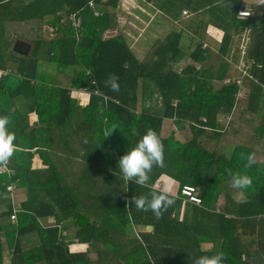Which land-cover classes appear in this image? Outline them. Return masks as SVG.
<instances>
[{
	"label": "trees",
	"instance_id": "obj_1",
	"mask_svg": "<svg viewBox=\"0 0 264 264\" xmlns=\"http://www.w3.org/2000/svg\"><path fill=\"white\" fill-rule=\"evenodd\" d=\"M145 1L166 22L178 20L176 0ZM185 1L183 27L175 24L139 54L140 41L130 45L131 35L122 32L119 0H0V69L15 75L0 76V116L11 118L16 137L10 172L0 174V233L11 248L6 264H193L217 252L224 264H264V159L244 167L264 145V5L255 0L252 13L239 17L237 8L248 0ZM70 15L81 19L79 26ZM46 17L43 31L55 36L33 38L25 56L12 51L8 24ZM106 30L115 32L102 37ZM201 30L218 38L216 58L205 65L211 54ZM40 63L53 64L58 77L66 72L55 87L38 74ZM240 63L248 67L236 81L231 74ZM109 74L119 77V92L105 87ZM70 87L85 91V102L70 97ZM165 118L176 132L162 133ZM218 118L228 120L225 128ZM233 121L247 130L236 124L233 135L244 130L245 137L230 142L225 134ZM148 129L164 145V167L153 168L147 187L127 184L119 158ZM229 171L249 175L252 185L232 188ZM159 177L174 181L175 203L156 219L129 201L160 189ZM8 184L22 189V199L7 193ZM183 184L196 188L200 204L179 195ZM47 216L54 224L41 226L38 219ZM31 233L38 242L23 249L20 238ZM70 237L85 249L69 251Z\"/></svg>",
	"mask_w": 264,
	"mask_h": 264
},
{
	"label": "clouds",
	"instance_id": "obj_2",
	"mask_svg": "<svg viewBox=\"0 0 264 264\" xmlns=\"http://www.w3.org/2000/svg\"><path fill=\"white\" fill-rule=\"evenodd\" d=\"M260 5H264V0H259ZM240 15L247 17L250 12L244 10ZM104 84L113 92L120 91L119 77L116 74H109ZM99 108L101 111L103 110V106H99ZM10 123L11 118L9 116H0V165H6L16 150L14 145L16 137L14 133L9 131ZM132 132L133 135L137 134L135 128ZM241 158L245 159L244 154H241ZM255 163L254 154H248L244 167L246 169L251 168ZM154 167H164V145L156 131L148 129L136 146L119 158L118 169L127 184L131 181L141 187H147ZM229 175L231 176V187L234 189L243 190L252 185V179L247 174L229 171ZM174 203L173 190L167 183L158 190L152 189L147 195L133 196L129 201V204L134 205L138 211H151L156 219H161L164 212ZM225 259L223 252H217L211 256H198L193 260V264H224Z\"/></svg>",
	"mask_w": 264,
	"mask_h": 264
},
{
	"label": "crops",
	"instance_id": "obj_3",
	"mask_svg": "<svg viewBox=\"0 0 264 264\" xmlns=\"http://www.w3.org/2000/svg\"><path fill=\"white\" fill-rule=\"evenodd\" d=\"M135 2H137V4H138L139 7L138 8H135L134 10H132L133 11V14H135L138 17H140V16L143 17L144 18L143 21L146 19L150 23V26L149 27L152 28L151 29V34L148 37L142 38L141 40H139L140 42L138 41L140 43L139 44V50H141V52H143V51H145L147 49V47L150 44H152L153 42H155L157 39L161 38V36L163 35V34L162 35L157 34V30H156L157 28L158 29L163 28L164 29V32L163 33H165V31H168V29H165L166 28L165 26H162V25H166L167 22L162 17H160V18L158 17L157 18V16H155V14H154L153 18H151V16H150V13H151L150 12V9H152L154 7V5L151 2H146L145 0H134V1L133 0H127V1L126 0H119L118 4H119L120 10H121L120 13L125 12L124 11V8H126L127 10L128 9L131 10L132 8H134V5H136ZM141 6H142V10H141L142 12L140 10H137V9L141 8ZM125 14H129V13H125ZM182 18H180L179 20L176 21L177 24H179L178 26H180V27H183L182 24H180V21H185L186 20V19H184V18L182 19ZM44 19H47V18H44ZM123 28H122V32H123ZM131 34H135V32H132ZM53 36H55L54 32L52 33V35H49V34L46 33V36L43 37V38L45 40H49ZM216 36L214 35V37H216ZM200 37H202V39H203V42L202 43L203 44L204 43L207 44L208 49H209V52L211 54L210 58H208L207 60H205L203 62V64L205 65V64H207L210 61H214L215 58H216L215 57V53H213V52L215 50L216 44L218 43V38H216V39H210L208 36L205 35L204 32H201ZM129 38L132 41V37H129ZM191 40L192 41H195L196 40V37L194 36ZM135 44L136 43H134L133 45H135ZM29 51H30V49H29ZM181 61L182 60H180L179 63ZM179 63H177L175 65V66H177L176 67L177 69L181 68V66L183 65L182 63H180V64ZM46 66H47L46 63H40L38 65V70L37 71L39 73L47 72ZM50 66L53 67V64H48V67H50ZM197 66H198V64H196V67ZM0 70H2V69H0ZM2 71H4L5 73H3V74L0 73V76H15L13 74L14 72H12L10 70V68L9 69L8 68L7 69H4ZM235 71H236V69L231 74V77L233 79H235L236 81H240L243 76H241L240 72H238L239 74L237 73L236 75H234V72ZM56 78L57 79H61V75H59V77H58V74H57ZM228 79H229V77H226L224 80L225 81H228ZM43 81H44V78H43ZM31 82H35V81H31ZM218 83H219V81H214L213 82L214 87L217 86ZM47 84L49 85V83H47ZM69 94H70V97H72V98H78V101L80 103L85 102V99L84 98H88V94L85 91L80 90V88L79 89H76V88L70 87L69 88ZM238 97H239V94L237 95L236 98L238 99ZM237 116H238V114L234 113L233 116H232V118L234 119ZM223 119L222 118H218V121H219L220 124H223V127L225 128L227 126V121L228 120H225V118H223ZM200 120L203 122V121H205V118L204 117H201ZM221 120H223L224 122L221 121ZM165 122H168V132L169 131H177V129L175 128V125L173 124V120L172 119H166L165 118L164 121H163V125H162V132L164 131ZM224 123H225V125H224ZM236 124H237V122L236 121H233V123L230 122V125H228L229 127H227V129H228L227 131L229 133L231 132L232 136H234L233 135L234 133L232 132V129L233 128L237 127L238 125H241V126L242 125H245L246 126V124H243V123H238L237 126H236ZM240 128H243V127H240ZM164 135H166V134H164ZM35 162L38 163L39 162V159L38 158H35L33 160V163H35ZM165 183H167L172 189H173V187H175V183H174V181L172 179H170V178L166 179V178H163V177H159L155 181L154 186L155 187H158V188H161ZM17 190H19V193L16 196L17 199L18 198H21L22 199V197L19 196L20 194L22 195V191H20L22 189L20 188V189H17ZM16 197H15V199H16ZM17 199H16V201H17ZM38 223L41 226H51V225L54 224V220H53V218L51 216H47V217L38 219ZM71 238L72 237L69 238V243L67 245L69 251L76 252V251H83L85 249L86 245L84 243L76 242V241H74L73 238L72 239ZM0 242H1V245L3 246L2 247V259H4L3 264H6V262L8 261V258L10 257V254H11V248L7 249V242H6V239H5V233L4 232H1L0 233ZM37 242H38V240L35 237V234L34 233L26 234V235H24V236H22L20 238V243H21V246H22L23 249H28L30 247H33L34 245H36ZM202 244L204 245V246H202L204 249L210 248V243H202Z\"/></svg>",
	"mask_w": 264,
	"mask_h": 264
},
{
	"label": "rangeland",
	"instance_id": "obj_4",
	"mask_svg": "<svg viewBox=\"0 0 264 264\" xmlns=\"http://www.w3.org/2000/svg\"><path fill=\"white\" fill-rule=\"evenodd\" d=\"M165 1H166L165 4L168 6L169 5L168 3H170L172 0H165ZM176 1L177 2H176L175 5L177 7V10L174 11V12H178L179 15H177V13H175L174 16L177 15L176 19H178V20L180 18H182V17L184 19H187L189 17V13L184 10L180 14V10H181L182 7L183 8H186V9L187 8L190 9V7L188 6V4H186V1L185 0H176ZM253 1H255V0H248V3H252ZM135 4L136 5H134V8H132L131 10L130 9L127 10L126 8H124V11L125 12L120 13L121 12L120 11V12L117 13V18H118L120 24L121 23L123 24V22L125 23L124 24V28H123V33L126 34V35H128V36L131 35V37H132V41H131L132 43L130 45H133L134 43L138 42L142 38L148 37L151 34V29H152V28L149 27L150 26V23L146 19L143 21V19H144L143 17H141V16L138 17L135 14H133V11L132 10H134L135 8H138L139 7L138 4H137V2H135ZM245 5H247V3H245ZM154 7L152 9H150V12H151L150 13V16H151V18H153L154 14H155V16H157V18L158 17L159 18L160 17H163L164 14L161 11H159L155 5H154ZM137 10H140L141 11L142 10V6H141V8H139ZM125 13H129V14H125ZM46 18L47 19H44L43 21L33 20V21H30V22H25V23L8 24L7 27L9 29V34H12V35H10V38H13V40L14 39L23 40V41L29 43L30 48H31V46H32L31 40L33 38H35L37 36H41V35L43 37L46 36V33L43 30L47 26L46 20H50L51 17H46ZM168 18H170V17H168ZM167 24L166 25H162V26H165L166 27L165 29H168V31L177 30V26L179 25V24H177V22L174 23L173 21H169V20H168ZM156 30H157V34H159V35H162L163 32H164V29L163 28H160V29L157 28ZM114 32L115 31L109 32L108 30H106V31H104L102 33V37H107L110 34H114ZM132 32H135V34H131ZM201 32H202V30H201ZM182 42H183V46L186 47V45L188 44V43H186V42H188L187 39H186V37H184V40ZM241 49H242V46H241ZM138 53L140 54L141 51L139 50ZM239 60H240V57H239ZM238 67H239V64H238V66L237 65H234L233 66V71L236 69V71L234 72V75H236L239 72ZM46 68H47V72H48L49 75L48 76H44L43 75L44 81L46 83H49V85H53L55 87L56 86L55 85V82L57 80V78H56L57 73L55 72L56 71V67L55 68L54 67H51V66L48 67V64H47ZM47 72H44L43 74H46L47 75ZM60 73H61V76H64V74H66V72H63V71L60 72ZM38 74L42 75L39 72H38ZM63 81L64 80H60L59 82H63ZM243 91L244 90L242 89V91L239 92V97L242 96ZM48 97H49V95H48ZM136 110H138V109H136ZM29 118H30V120H33L35 118V116L31 113V115H30ZM224 125H225V123H224ZM242 127H243L244 130H247V126L242 125ZM244 130H241L235 136H232L231 132L230 133L228 132L227 134H225V137L230 142L238 141L243 136ZM174 132H176V131H174ZM162 133L163 134H168V122H165L164 131ZM180 135L181 134H178L176 136L177 137H180ZM244 137H245V134H244ZM208 144H209V141L207 142V146H208ZM261 148H264V145H261L260 144V145H258V147H256V150H260V154H258L257 156H255V158L258 159V160L264 159L263 156H260L261 155V150H262ZM17 189L18 188H16V189L15 188H12L14 195H15V193L16 194L19 193V190H17ZM236 195H238V193H233V196H236ZM19 196L22 197L21 194ZM219 202L220 203L222 202V198H219L218 203ZM137 229H139L141 231L147 230V228H144V227H137ZM201 246H204V245L202 244Z\"/></svg>",
	"mask_w": 264,
	"mask_h": 264
},
{
	"label": "built area",
	"instance_id": "obj_5",
	"mask_svg": "<svg viewBox=\"0 0 264 264\" xmlns=\"http://www.w3.org/2000/svg\"><path fill=\"white\" fill-rule=\"evenodd\" d=\"M89 4H91V2H88ZM245 3L247 2H241L239 7L236 10V14L239 17H244L242 15H240V13L244 10H247L248 12H250V14L252 13V8L250 6L249 3H247V5H245ZM94 14H97V12H93ZM71 19L73 20L72 25L74 27L79 26V24L81 23V19L79 17H76L73 19V15H70ZM49 35H52V33H49ZM247 65L244 63H240L239 65V71L241 73V76L246 74V70H247ZM0 73H5L4 71L0 70ZM10 172V169L7 167L6 165H0V174H8ZM12 188H14L13 184H8L7 186H5V190L7 191L8 194H11L12 192ZM179 195L186 200L187 202L193 203V204H200L201 200L200 197H198L197 193H196V188L191 185V184H183L180 186L179 188ZM11 218H13V215H11Z\"/></svg>",
	"mask_w": 264,
	"mask_h": 264
},
{
	"label": "water",
	"instance_id": "obj_6",
	"mask_svg": "<svg viewBox=\"0 0 264 264\" xmlns=\"http://www.w3.org/2000/svg\"><path fill=\"white\" fill-rule=\"evenodd\" d=\"M11 49H12V51H14L16 53H18L22 56H25L29 52L30 45H29V43H27L23 40L15 39L12 43ZM146 228L149 229L150 226L147 225Z\"/></svg>",
	"mask_w": 264,
	"mask_h": 264
}]
</instances>
